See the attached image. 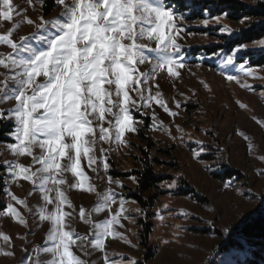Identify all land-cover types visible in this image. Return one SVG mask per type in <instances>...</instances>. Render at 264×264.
Masks as SVG:
<instances>
[{
    "label": "snow or ice",
    "instance_id": "6c2138e0",
    "mask_svg": "<svg viewBox=\"0 0 264 264\" xmlns=\"http://www.w3.org/2000/svg\"><path fill=\"white\" fill-rule=\"evenodd\" d=\"M37 2L42 9L46 7V0ZM257 3L264 4V0H253V4ZM28 4L34 7L33 0H28ZM55 4L61 8L57 16L45 19L41 11L33 20L23 15L13 0H0V21L13 22L0 34V45L10 49L0 52V102L14 101L12 107L0 108V123L12 122L13 128L6 135L14 142L8 143L7 149L17 158L0 164L4 169L0 180L8 197L0 215L11 217L28 229L23 208L39 223L49 225L46 245L35 246L34 255L22 257L18 264H97L90 260L96 251L102 254L103 264H139L135 257L118 261L106 253L110 239L131 245L118 230L124 227L122 220L130 219L127 200L111 187L115 184L122 189L125 185L108 174V156L113 144L129 146L127 135L138 134L147 127L142 117L148 115L153 130L183 142L184 130L175 122L181 104L173 97L175 107L169 106L159 79L166 75L172 81L180 80L187 68L186 49L191 46L182 41L193 33L188 31V17L181 11L185 5L173 7L168 0H55ZM237 7L244 8L245 0H239ZM201 8L202 12H193L204 17L195 26L217 28L218 35L228 39L216 41L218 50L197 59L214 61L223 69L220 74L227 81L254 88L241 84L240 75L264 79L259 76L264 64L253 65L255 55L264 57V35L250 44L242 42V37L255 25H264V17L254 21L240 13V27L232 28L221 23L232 12L213 16L206 6ZM21 16L33 31L15 39V19ZM145 64L150 67L141 70ZM232 70L236 74H231ZM200 83L208 87L203 81ZM172 86L175 88V83ZM236 103L242 109L247 107ZM156 108L172 118L168 126L163 121L157 123ZM134 113L141 118L137 119ZM258 123L264 126V121ZM173 128L179 136L173 134ZM248 147L251 149L252 145ZM21 157L30 158V162H19ZM101 166L108 185L103 191L85 171L87 168L98 175ZM258 174L264 175V170ZM129 179L139 184L137 177L130 175ZM20 181L32 186L27 196L38 194L34 207H29L26 197H18L8 188L10 183ZM230 186L224 184L225 188ZM73 190L94 194L96 202L91 208H77L69 195ZM162 207L167 209L168 205ZM104 213L105 218H95ZM157 216L163 220L160 209ZM77 220L89 226L87 234L81 235L73 227ZM239 228L240 224H236L225 227L224 232ZM0 238L10 244L11 238L3 232ZM3 255L13 253L5 251Z\"/></svg>",
    "mask_w": 264,
    "mask_h": 264
},
{
    "label": "rangeland",
    "instance_id": "374dc122",
    "mask_svg": "<svg viewBox=\"0 0 264 264\" xmlns=\"http://www.w3.org/2000/svg\"><path fill=\"white\" fill-rule=\"evenodd\" d=\"M168 2L173 7L179 4L185 5L181 11L188 17L186 20L189 25L188 31L193 33L182 41L191 46L186 49L188 63L187 68L182 72V78L172 81L165 75L159 79L161 91L168 100L169 106L175 107L173 97L181 104L180 115L175 122L183 128L184 139L182 143L179 139L173 141L163 131L153 130L152 120L148 115L142 117L147 127L142 128L138 134L127 135L129 146L111 145L108 156L111 169L108 174L113 180H120L125 185L122 189L115 184L111 187L117 193H123L127 200L125 207L129 210L130 216L129 220H122L124 227L118 230L127 236L131 245L118 239H110L106 245V253L110 259L118 261H127L135 257L139 264H221L222 261L236 264L245 256L255 255L251 249L256 247V243L245 237H239L238 240L243 247L234 248L229 245L233 232L226 234L224 228L236 224L241 226L249 217L264 212V200H262L264 175L258 174L260 170H264V158H262L264 157V126L258 123L264 121V87H262L264 79L240 75L241 84L255 86L252 89L243 88L234 81H227L220 74L223 69L215 65L214 61L202 62L197 59L200 55L206 56L218 50L216 41L228 39L226 36L218 35L217 28L195 26L204 18L203 15H193V12H202L201 6H206L213 16L223 12L212 11L215 1L168 0ZM13 3L23 15L33 20L41 11L45 19L55 17L61 12L55 0H46V7L43 9L37 0H33L34 7L29 6L28 0H13ZM245 4L258 7L260 3L253 4V0H245ZM15 23L18 24L14 31L15 39L33 31V27L28 25L22 16L16 17ZM221 23L232 28L240 27L239 20L230 17L223 19ZM12 24L13 22L0 21V34L6 32ZM209 41L213 43L209 44ZM8 51L10 49L7 46L0 45V52ZM256 56L258 55L254 57ZM149 67L148 64L142 65L141 70ZM231 74H236L235 70H232ZM259 76L264 77V72H260ZM200 81L206 83L208 87L205 88ZM173 83L175 88L172 86ZM237 101L247 107L240 108ZM13 104L14 101L0 102V108L7 109ZM156 112L159 118L157 123L163 121V124L168 126L172 118L162 109L156 108ZM134 115L137 119L141 118L139 114L134 113ZM9 124L12 122L0 123V130ZM172 131L174 135H180L175 128ZM6 134H0L5 138L0 142L1 164L5 160L17 159L7 149V144L13 143L14 140ZM249 145H252L251 149ZM102 146L109 147L108 144ZM19 162L28 164L30 158L21 157ZM145 162H149L156 174L165 177L158 189L151 192L157 196L150 210L152 215L148 219L151 222L146 240L148 251L146 246L140 243L138 234L141 229L138 219L145 216L143 211H136L140 206L128 197L136 191L137 186L129 176L138 179L137 172L144 169ZM85 171L92 177V182L98 190L103 191L108 187L107 176L102 166L98 175L87 168ZM225 171L233 172V176L217 177ZM225 183L231 186L225 188ZM173 184V187H168ZM8 188L18 197H26L29 207L37 204L38 194L27 196L32 188L28 182L10 183ZM183 189L193 191L196 197L180 195ZM69 195L77 208L81 205L91 208L96 202L94 194L73 190ZM0 201L5 205L8 202L5 192L0 196ZM163 205H168V208L164 209ZM117 206L118 204L114 205V209ZM157 209H160L163 220L158 218ZM21 211L28 219V229L13 221L11 217L0 215V232L11 238L10 244L0 238V264H18L22 257L34 255L32 249L35 246L46 245L49 225L46 222L39 223L36 216H29L23 208ZM106 215V213L100 214L95 218L103 219ZM73 227L81 235L87 234L89 230V226L79 220ZM165 240L168 243H164ZM223 246H227L228 249L222 250ZM25 249L28 250L27 253ZM5 251H11L13 255L5 256L3 255ZM101 255L96 251L90 260L103 264ZM257 260L264 264V256Z\"/></svg>",
    "mask_w": 264,
    "mask_h": 264
},
{
    "label": "trees",
    "instance_id": "16d2710c",
    "mask_svg": "<svg viewBox=\"0 0 264 264\" xmlns=\"http://www.w3.org/2000/svg\"><path fill=\"white\" fill-rule=\"evenodd\" d=\"M215 1V7L212 11L222 12V11H229L232 12L233 15L229 17L234 20H239L240 13L248 15L252 18V20L256 21L259 20L261 17H264V4H259L258 7L248 6L245 4L244 8H238L239 1L238 0H212ZM261 35H264V25H255L250 32H246L242 37V42H249L254 39L259 38ZM264 63V57L258 55L253 58V65L256 63ZM12 130V124L0 130V134L9 133ZM2 135H0V142L3 141ZM1 164V163H0ZM3 167H0V173H3ZM139 184L136 186V191L129 194L128 197L132 198L139 206L140 209H143V214L145 218H139L138 224L140 225L141 229L139 230V238L140 243L146 246V240L148 238V234L150 232V228L148 227L151 222L150 219L152 215V211H150L153 207V201L157 194L153 193L156 189H158L162 180H164V176L156 174L152 167L150 166L149 162H145L144 169L140 172H137ZM232 177L233 172L225 171L221 176L220 174L217 177L221 178ZM3 181L0 180V196L3 194ZM147 193V194H146ZM180 195H188L191 197H196L193 194V191L188 189H183L180 191ZM199 199V198H198ZM4 203L0 201V211H2L4 207ZM232 236L229 239V245L237 248L242 246L241 242L238 240L239 237H245L247 240H252L256 243V247L251 249L255 255L245 256L243 259H240L236 262V264H262L257 260L259 257L264 256V212H259L248 219H246L242 225L240 226L239 230L232 233ZM243 247V246H242ZM149 247L146 246V250L148 251ZM227 246H223L222 250H227ZM151 255V253H150Z\"/></svg>",
    "mask_w": 264,
    "mask_h": 264
}]
</instances>
